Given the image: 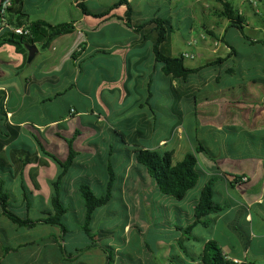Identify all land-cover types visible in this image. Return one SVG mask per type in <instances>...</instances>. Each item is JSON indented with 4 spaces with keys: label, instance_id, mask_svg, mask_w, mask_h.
<instances>
[{
    "label": "crops",
    "instance_id": "crops-1",
    "mask_svg": "<svg viewBox=\"0 0 264 264\" xmlns=\"http://www.w3.org/2000/svg\"><path fill=\"white\" fill-rule=\"evenodd\" d=\"M28 1L24 0L22 12L29 16L30 21L42 20L53 25L74 22L75 30L55 39L46 50H40L36 46L38 51L31 62H27L28 53L27 55L17 53L10 45L0 46V94L6 120L9 124L19 127L21 140L25 144H32L34 141L32 135H35L47 151L63 161L67 156L65 140H72L73 148L79 155L83 142L80 129L84 132L94 131L98 128L96 126L104 125L113 134L117 132L123 135L124 129H131L133 133L140 136L145 135L141 132L143 126L155 131L157 120L155 112L164 107L160 104L161 100L156 101V98H159L156 95L159 96L161 92L163 79L169 82L170 89L177 99L185 98L188 102L185 109L180 107L177 110L178 121L169 136V141L179 149L183 147L184 150L189 149L188 152H193L199 142L196 138L198 125L210 126V123L214 124L215 130L221 132L225 128H230L231 130L240 129L245 134L260 133V141L264 142V95L257 94V91L247 92V97L240 101L212 97L209 93L199 105L198 101L202 100L198 99L200 95L189 93L184 97L180 92L182 85H187L191 76L210 67L206 64L232 55V50L227 51L221 46L219 47L220 54H217L214 43L206 42L205 35L194 31L191 23L194 19L197 20V14L191 12V15L187 17L189 24L184 29L182 17L172 16L164 19L165 17L159 12L163 3H167L170 7L181 3L183 7L191 8L199 4L200 0H127L132 11L130 20L133 26L153 19L167 21L170 24L173 32L169 34L162 46L165 53L170 56L184 53L193 55L192 59H184V66L189 69H202L184 81L170 79L164 74L161 66L155 63L152 50L155 34L151 33L150 28L144 32L135 33L124 24L122 18L125 6L112 10L105 19H98L81 13L77 7L80 0L69 2L49 0V10L26 9ZM117 1L86 0L85 4L89 13L96 15L106 11ZM199 6L205 9V16L209 20L208 7L213 6V0H207V4L202 2ZM64 7L70 9L63 10ZM256 31L261 36L264 34L262 29ZM120 32L123 37H120ZM192 33L198 34L202 41L201 48L197 46V42L193 41ZM211 33L215 37L214 33ZM173 36H178L181 43L190 49L181 51L176 48L175 55H173L171 46L165 47L167 43H171ZM253 41L264 40L256 38ZM198 54L206 61L197 65H189L188 63L194 61ZM81 65L85 66L84 70ZM93 66L94 73L89 75L87 72H92ZM87 74L88 79L84 77ZM68 93L73 95L77 102L88 101V106L80 111L76 106L77 103H71L73 106H69L67 114L43 124L21 117L24 112L39 110L40 106L52 103ZM153 97H156L157 105L149 104ZM82 104L85 106V103ZM89 115L96 119V123L88 126L82 125V117ZM61 121L68 125L62 127ZM34 143L35 145H32L38 151L39 161L36 164L27 165L23 169L22 177L30 170L28 173L30 178L29 176V179L24 178V182L31 193V209L36 208L39 213L41 210H48L52 191L51 183L55 180L59 170L51 159L39 152L35 141ZM167 143V139H159L156 146H148L134 140L132 143L129 142L128 146L138 145L159 152L172 151L174 155V150H169ZM260 145L259 147L264 149L263 144ZM246 146L249 147V144ZM207 151L209 152L208 149ZM199 154L201 155L196 157L200 174L206 178L219 179L224 183L225 201H222L221 197L214 201L228 208L221 214H210L205 217L203 220L208 222L207 227L201 224L195 226L198 229L207 230V234L200 237L191 233L192 240L201 243V247L196 252L189 249L187 251L184 248L189 259L186 261L182 259V264H200L202 248L209 240L215 241L223 255L233 262L264 264V153L260 155L237 154L233 157H224L223 161L222 158L211 159L205 153ZM132 164V167H135L133 160ZM6 176L12 179L6 157V147L0 146V188L3 192L6 190L4 187ZM243 178L246 180L243 181ZM211 179L208 181H212ZM12 180L18 183L19 188L16 204L19 202L17 206L23 207L20 178ZM72 186L74 185L70 181L67 182L65 177L64 189ZM149 189V187L141 189L132 186L128 188V191L136 196L141 193L146 195ZM120 190L126 193L127 186ZM38 226L39 229L48 227L52 230H47V233L40 234L35 239L23 241V235L19 232L21 228L11 224L0 210V264H6L9 260L12 264L19 263L18 253L22 247L31 249L36 247L41 253L44 251L47 254L53 253L54 248L57 251L59 243L55 241L59 240L58 230L46 225ZM127 228L125 227V230ZM51 256L53 257V254ZM82 256L92 258L90 260L80 259ZM105 263V254L98 248L85 252L72 263L59 256L54 261H46V264Z\"/></svg>",
    "mask_w": 264,
    "mask_h": 264
},
{
    "label": "rangeland",
    "instance_id": "rangeland-1",
    "mask_svg": "<svg viewBox=\"0 0 264 264\" xmlns=\"http://www.w3.org/2000/svg\"><path fill=\"white\" fill-rule=\"evenodd\" d=\"M29 1L26 2V9H50L49 0ZM63 1L69 2L70 0ZM231 1L234 9L246 19L247 26L242 32L234 28L227 29V21L219 15L221 5L217 0H213V6L208 7L209 20L205 16V9L199 6L202 2L207 4V0H200L199 4H195L191 8L183 7L181 3L175 7L163 3L159 8V12L165 17L164 19L172 16L182 17L184 29L189 24L187 17L191 15V12L197 14V20L194 19L191 23L194 31L205 35L206 42L214 43L217 54H220V46L227 51L232 50L230 57L222 59L218 64L202 69L198 74L189 78L187 85H182L184 89L181 88L180 92L184 97L189 93L200 95L198 99L201 98L202 102L198 101L199 105L203 103L204 98L209 93L212 97L240 101L247 97V92L255 93L257 91V94L264 95V45L253 41L256 38L264 40V34L261 36L256 31L262 29L264 32V0ZM65 7L63 10L70 9ZM203 26L205 28H202ZM206 31L213 32L215 37L209 36ZM197 33L191 34L192 39L201 48L202 41H200ZM222 36L224 43L221 42ZM120 37H123L121 32ZM171 40V43H167L165 47L171 46L173 55H175L176 48L181 51L190 49L181 43L178 36H173ZM205 61V58L198 54L194 61H190L188 64L197 65ZM84 67L81 65L83 70ZM87 73L89 75L94 73V66L93 71ZM88 74L84 75L86 79H88ZM156 97V101L161 100L160 104L164 106L155 112L157 116L156 130L152 131L147 126H143L141 132L145 135L140 136L133 133L131 129H124L122 131L124 133L123 140L128 143L135 140L142 145L156 146L159 139H167V148L174 150L172 161L176 163L183 159L189 149L184 150L183 147L179 149L169 141V136L178 121L177 110L180 107L185 109L188 102L185 98L177 99L170 89L169 82L165 79L162 80L161 92ZM155 98L153 97L149 102L150 105L158 104ZM74 102L77 103L76 106L80 111L88 106V101L77 102L76 98L68 93L52 103L40 106L39 110L24 112L21 117L43 124L67 114L69 106H73L71 103ZM82 103H85V106ZM82 120V125L88 126L91 123H96V119L90 115L83 116ZM151 121L153 120L151 119ZM60 125L66 127L68 124L61 121ZM96 127L98 128L94 131L87 130L84 132L80 129L83 142L80 146L79 155L74 159V166L69 169L66 175V181H70L76 187L80 181H88L97 196L103 195L102 191L106 192L107 186L111 184L110 201L95 209L93 213L90 228L95 235L94 240H97L101 246H109L113 249V264H182V259L183 261L189 259L185 249L196 252L201 247V243L192 240V235L187 233L186 228L194 220L193 201L211 178L199 174L196 186L188 191L181 201L161 195L154 190V181L148 177L141 166L134 164L135 167H132V155L130 154L132 147L121 142L120 137L113 134L106 126L99 125ZM214 128L216 127L213 123H210V126L198 125L196 138L205 149L209 150L210 154L222 158V161L225 159L224 157H233L237 154L253 153L260 155L264 153V149L259 147L260 144H263L264 147V142L260 141V133L245 134L240 129L231 130L230 128H225L221 132ZM32 144L35 145L34 141ZM32 144L29 143L33 147ZM246 144H249V147ZM159 148L163 150L162 147ZM109 168L111 172H109ZM29 171L23 179L30 178ZM4 179L6 189L4 192L9 200L8 205L11 206L15 214L25 217V209L17 206L19 202L16 204V197L19 193L18 183L8 176ZM211 180L214 192L213 200H219L221 197L222 201H225L223 181ZM124 186H127L126 193L120 190ZM132 186L141 189L149 187L150 189L146 195L141 193L134 196L128 191V188ZM69 202L68 225L71 234L65 235L64 241L66 252L73 254L75 250L86 246L89 239L86 238L80 227L83 223L81 196L73 194ZM72 210L78 214L77 219ZM27 215L29 218L35 219L39 214L36 208H33ZM125 227H130V229L125 230ZM46 228L39 229L37 226L30 231L21 228L19 232L23 235V241H28L32 238L35 239L40 234L47 233V230H52ZM55 232L57 233L56 229ZM191 233L201 237L207 234V230L195 227L192 228ZM30 249V247H22L19 250V256L16 254L19 259L17 264H46L47 260L54 261L57 256H61L58 253V248L57 251L54 248L51 254L44 251L41 253L36 247ZM87 257L82 256L80 259L90 260L92 258ZM6 264H12V262L9 260Z\"/></svg>",
    "mask_w": 264,
    "mask_h": 264
},
{
    "label": "trees",
    "instance_id": "trees-1",
    "mask_svg": "<svg viewBox=\"0 0 264 264\" xmlns=\"http://www.w3.org/2000/svg\"><path fill=\"white\" fill-rule=\"evenodd\" d=\"M217 1L221 5L219 15L227 21L228 28H234L242 32L247 26L245 17L234 9L231 0ZM23 2L24 0H11L10 7L7 9L8 15L6 21L9 25L17 27L23 26L27 30V34L17 35L6 30V28H0V46L10 45L17 53L27 55V46H38L40 50H46L55 39L62 35L72 33L75 30L73 24L74 22L53 25L42 20L30 21L29 16L22 12ZM85 2L86 0H80L77 4V7L83 15L92 16L98 19H105L108 15H110L112 10L125 6L126 9L122 20L128 28L132 29L135 33H141L147 30V28H150L151 33L155 34L152 46L155 63L161 66L164 74L170 79L184 81L190 75L195 74L202 69L186 68L184 66V58L182 57V54L170 56L162 50V46L166 42L169 34L173 32V29L167 21L153 19L144 24L133 26L130 20L132 11L127 0H118L106 11L96 15L89 13ZM207 34L213 37L211 32H207ZM145 38L147 39L146 35ZM221 42L224 43L223 38L221 39ZM260 43L264 45V41H260ZM221 61L222 59H217L214 63H208L206 66H212L220 63ZM115 135L120 137L121 142L129 145L123 140V135L117 132H115ZM32 137L36 142L39 152L51 159L59 170L55 180L51 183L52 191L49 198L48 210H41L38 213V217L35 219H31L27 215L31 210V193L27 189L22 177V172L27 165L38 163V151L34 147L22 142L18 126L11 125L7 122L6 112L2 103V96L0 94V146L6 147V157L10 167L11 178H20V189L22 191L24 201L23 208L25 209V217H20L15 214L11 206L8 205L9 200L5 192L2 191V188H0L1 214L11 224L19 228L30 230L38 225H46L56 228L59 232V240L55 241L56 243H59L57 245L58 253L61 254L60 257L63 260L69 263H72L81 254L98 248L106 255L105 264H113V249L109 246H101L97 240H94L95 235L90 228L95 209L106 205L111 199V184L107 186L106 192L102 191L103 195L98 196L90 187L88 181H80V184L77 187L74 185L64 189L63 181L68 174L69 169L74 166V159L78 155L73 148L72 140H65L67 144V156L66 159L62 161L56 155L47 151L42 142H40L35 135H32ZM131 147L132 150L130 151V154H132V160L136 165L141 166L148 177L154 181V190L161 195L171 197L178 201L183 200L186 193L193 189L197 184L200 169L196 156L199 153H205L211 159L218 158L210 154L200 142H197L193 152L186 153L183 156V159L176 163H173L172 161V151L159 152L145 149L138 145H131ZM109 172H111L110 168ZM73 194H79L81 196V208H83L81 215L83 216V223L80 227L83 234L89 239V242L81 249L75 250L73 254H69L66 252L64 237L67 234H71V230H69L68 225V212L70 208L69 199ZM212 194V181H208L201 189L199 196L195 200L193 206L194 220L186 228L188 234H191L192 228L198 224H201L203 227H207L208 222L203 219L208 215L221 214L228 208L227 206H222L215 202ZM72 211L77 219L78 214L76 211ZM199 260L200 264H249L237 263L227 259V257L223 255L217 243L212 240H209L204 244Z\"/></svg>",
    "mask_w": 264,
    "mask_h": 264
},
{
    "label": "built area",
    "instance_id": "built-area-1",
    "mask_svg": "<svg viewBox=\"0 0 264 264\" xmlns=\"http://www.w3.org/2000/svg\"><path fill=\"white\" fill-rule=\"evenodd\" d=\"M11 0H0V28H6V30L17 34V35H26L27 30L22 26V27H17L13 25H9L6 21L7 18V9L10 7ZM182 57L184 59H192L193 55L190 54H182ZM243 181L246 179L243 178Z\"/></svg>",
    "mask_w": 264,
    "mask_h": 264
},
{
    "label": "water",
    "instance_id": "water-1",
    "mask_svg": "<svg viewBox=\"0 0 264 264\" xmlns=\"http://www.w3.org/2000/svg\"><path fill=\"white\" fill-rule=\"evenodd\" d=\"M26 48L28 50L27 62H31L38 50L36 46H27Z\"/></svg>",
    "mask_w": 264,
    "mask_h": 264
}]
</instances>
